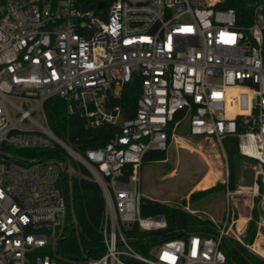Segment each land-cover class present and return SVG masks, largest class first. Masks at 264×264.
Masks as SVG:
<instances>
[{"label":"built area","instance_id":"2783aa9c","mask_svg":"<svg viewBox=\"0 0 264 264\" xmlns=\"http://www.w3.org/2000/svg\"><path fill=\"white\" fill-rule=\"evenodd\" d=\"M225 1L0 0V264H60L70 161L5 149L58 146L90 170L105 198L103 253L89 264H231L223 241L232 232L245 244L250 219L238 229L233 198L264 200V0H243L247 26ZM135 74L141 95L123 118L115 101ZM56 96L91 128L117 126L111 139L77 152L49 126L45 104ZM183 124L221 146L236 138L239 154L258 162L254 182L231 188L227 176L225 219L213 236L191 232L145 254L132 229L168 221L141 213L143 158L167 150Z\"/></svg>","mask_w":264,"mask_h":264},{"label":"trees","instance_id":"16d2710c","mask_svg":"<svg viewBox=\"0 0 264 264\" xmlns=\"http://www.w3.org/2000/svg\"><path fill=\"white\" fill-rule=\"evenodd\" d=\"M224 7H231L236 10L239 25L247 26L249 24L250 12L243 0H226ZM141 91V78L135 74L131 81L125 84L121 96L115 101L122 108L123 118H130L135 115L137 99L141 95ZM45 111L52 131L81 154H85L90 148L105 145L117 129V126L108 124L98 128L89 127L84 117L78 113L70 112L67 102L57 96L46 102ZM223 144H225L231 165L229 184L231 188H235L233 159L239 154L237 139L227 137L223 140ZM5 149L10 150L13 156L17 157L60 158L66 161L70 159L69 154L59 146L55 149H16L11 147ZM165 158L166 150L152 149L145 154L143 164L147 161ZM72 165L71 170L73 172L66 171L62 176V185L69 194L70 208L63 229V237L54 249V256L60 264H89L90 259L99 257L103 253L101 224L106 206L105 198L90 170L78 161L73 160ZM196 194L197 192H192L189 201L194 200ZM260 200L261 196H257L256 204L252 209V217L253 215L257 217L259 209L257 203ZM186 205L187 200L182 205H178L142 196V215L162 213L167 218L168 226L158 231H140L134 227L131 231L135 237L134 246L146 254L154 244L185 236L191 232H197L203 236H213L216 231L215 222L186 210ZM257 230V219L251 218L245 230L246 234H244V240L247 244L251 245L254 242ZM222 248L231 264H264V257L251 251L248 246L234 238L226 237ZM262 248L264 249V246L258 241L256 249L262 251Z\"/></svg>","mask_w":264,"mask_h":264},{"label":"rangeland","instance_id":"374dc122","mask_svg":"<svg viewBox=\"0 0 264 264\" xmlns=\"http://www.w3.org/2000/svg\"><path fill=\"white\" fill-rule=\"evenodd\" d=\"M69 161L70 166L73 167V159L70 158ZM233 162L235 165V187L252 184L255 175L251 166L258 162L239 154L234 156ZM230 168V159L225 144L221 146L210 136L189 134L187 127L183 124L178 136L172 140L166 150V158L147 161L142 165L141 191L144 196L162 202L182 205L187 200L188 209L185 208L186 210L203 218L211 219L215 222L217 229V224H222L225 219L227 209L225 190ZM69 170L70 173L73 172L71 169ZM200 181L201 186H197ZM214 186L216 187L214 188ZM192 192H197V194L194 200L189 201ZM246 197L248 195L233 198L235 204L232 207L236 211V217L243 218V220H238L239 230L243 228L246 217L257 219L258 226L259 223H264L263 198L257 203L259 208L257 217L254 215L252 217L256 197L252 205L247 202ZM233 229L236 232V227ZM261 231L263 233L256 240L254 247H249V244L244 240V245L253 252H255L254 248H257L258 241L264 246V229ZM227 238L237 240L232 232ZM257 251L264 253L263 248L262 251Z\"/></svg>","mask_w":264,"mask_h":264},{"label":"crops","instance_id":"0c3cea01","mask_svg":"<svg viewBox=\"0 0 264 264\" xmlns=\"http://www.w3.org/2000/svg\"><path fill=\"white\" fill-rule=\"evenodd\" d=\"M209 171H210V170H209ZM205 176H206V175H205ZM205 176H204V177H205ZM204 177H203V178H204ZM202 180H203V179H202ZM202 180H201V181H202ZM201 181L197 184V186H201ZM246 220H247V219H246Z\"/></svg>","mask_w":264,"mask_h":264},{"label":"bare ground","instance_id":"6f19581e","mask_svg":"<svg viewBox=\"0 0 264 264\" xmlns=\"http://www.w3.org/2000/svg\"><path fill=\"white\" fill-rule=\"evenodd\" d=\"M240 220H243V218H240Z\"/></svg>","mask_w":264,"mask_h":264}]
</instances>
